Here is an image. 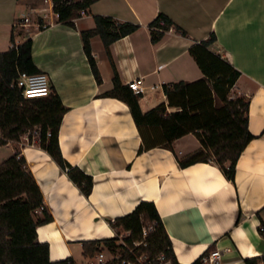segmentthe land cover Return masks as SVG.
I'll list each match as a JSON object with an SVG mask.
<instances>
[{"label":"crops","instance_id":"crops-1","mask_svg":"<svg viewBox=\"0 0 264 264\" xmlns=\"http://www.w3.org/2000/svg\"><path fill=\"white\" fill-rule=\"evenodd\" d=\"M18 2L38 9L36 0ZM96 15L138 26L112 43L108 53L98 36L90 40L101 84L80 38V32L94 28ZM158 15L179 29L152 43L149 25ZM38 22V28L23 29L0 21V52L9 49L16 28L25 37L21 43L31 39L32 62L66 109L58 130L61 155L92 179L85 196L27 135L0 146V162L20 152L42 194L51 221L38 226L36 235L48 244L50 262L99 264L97 256L83 257L82 243L113 238L110 222L151 202L178 264H192L215 250L221 253L220 264H245L252 258L264 264V0H98L74 28L58 23L53 13ZM211 35L216 38L211 51L240 73L233 92L249 101L247 129L253 139L238 157L233 181L212 161L179 166L178 159L201 148L192 134L176 139L171 149H144L128 105L104 95L116 72L125 87L142 78V113L166 104L163 85L203 78L189 48ZM176 110L167 107L168 113ZM102 254L104 260L110 255Z\"/></svg>","mask_w":264,"mask_h":264},{"label":"trees","instance_id":"trees-1","mask_svg":"<svg viewBox=\"0 0 264 264\" xmlns=\"http://www.w3.org/2000/svg\"><path fill=\"white\" fill-rule=\"evenodd\" d=\"M98 0H51L52 12L57 22L74 28V19ZM94 28L80 32L84 54L97 84L101 76L92 56L90 40L98 36L108 53V47L120 38L132 34L137 25L119 23L110 17H93ZM163 25H160V22ZM171 28H179L164 15H158L149 25L151 42H158ZM184 34V32H182ZM216 38L194 43L189 54L201 71L203 78L192 82L163 85L166 104L162 103L142 113L138 96L123 86L114 72L113 87L104 95L125 102L138 129L144 149L162 147L171 149L178 138L192 134L200 143V150L178 159L181 168L199 162L212 161L225 177L234 179L238 157L246 144L253 139L248 132L249 101L233 97V87L240 75L224 58L211 51ZM0 52V146L19 142L24 135L31 142L37 132L36 143L66 172L80 192L88 196L92 188L91 177L70 166L62 157L58 145V130L66 109L57 93L51 90L44 98L26 99L16 87L19 74L39 73L31 57V39L14 44ZM215 101L220 106L215 105ZM167 107L176 108L173 113ZM40 212V216L37 215ZM51 221L42 194L26 167L19 151L0 162V264H73L71 259L51 263L49 247L37 240L36 228ZM116 236L110 239L82 243L84 258H94L107 252L117 258L105 264H136L137 257L144 256V264H178L171 241L162 220L151 202L139 203L132 212L110 222ZM119 231L126 233L119 239ZM245 264H260L261 259H245ZM192 264H202L200 260Z\"/></svg>","mask_w":264,"mask_h":264},{"label":"built area","instance_id":"built-area-1","mask_svg":"<svg viewBox=\"0 0 264 264\" xmlns=\"http://www.w3.org/2000/svg\"><path fill=\"white\" fill-rule=\"evenodd\" d=\"M41 1H42L41 6L43 7H40L38 9H34V8L29 9L26 14L21 16L16 26L23 28V29L27 27H32V26H35L38 28L40 25L38 22L39 17H42V16L43 18L45 17V13L47 11L45 8L46 5L48 6L49 12L53 13L51 0H41ZM85 15H86L85 10L80 11L79 17L74 19V21L79 18L84 17ZM160 25L161 26L163 25L162 21L160 22ZM12 47L13 46L10 45L9 48H12ZM15 84H16V87L20 90L22 96L26 99L44 98V97H47L51 92L48 77L46 76V74L40 73V72L33 74V75L21 73L16 79ZM127 87L136 96H142L144 94L143 82H142L141 77L135 78L129 81L127 83ZM36 137H37V132H34L33 140L35 142H36ZM0 138H1V135H0ZM110 256H111L110 260L117 258L112 255ZM97 257H98L97 261L99 264H105V262H107L106 260H104L102 253L99 254ZM220 258H221V253L215 250V251H212L202 256L200 261L202 264H220ZM126 264H131V263L128 262Z\"/></svg>","mask_w":264,"mask_h":264},{"label":"rangeland","instance_id":"rangeland-1","mask_svg":"<svg viewBox=\"0 0 264 264\" xmlns=\"http://www.w3.org/2000/svg\"><path fill=\"white\" fill-rule=\"evenodd\" d=\"M42 4V1L41 0H36L35 2V6L40 8V7H43L41 6ZM46 8V12L48 15H50V12H49V9H48V6L46 5L45 6ZM28 9L26 8V5L22 2H18V0H0V21L1 22H8V21H11V23H14V24H18L19 22V19L18 16L21 14V13H25L27 12ZM7 30V29H6ZM18 28H16V31L14 32V40H15V43H21L23 40H24V36L23 34L20 35L18 34ZM31 30V29H29ZM231 95L233 97H236L237 95L233 92L231 93ZM124 236H126V233H124L123 231H119V239H122ZM107 261L111 259V256L108 255L106 257ZM144 256H140V257H137V262L136 264H144ZM132 264V263H131Z\"/></svg>","mask_w":264,"mask_h":264}]
</instances>
